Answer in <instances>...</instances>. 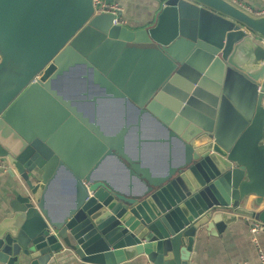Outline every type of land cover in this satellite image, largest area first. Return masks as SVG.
<instances>
[{
  "label": "water",
  "instance_id": "95a60500",
  "mask_svg": "<svg viewBox=\"0 0 264 264\" xmlns=\"http://www.w3.org/2000/svg\"><path fill=\"white\" fill-rule=\"evenodd\" d=\"M157 2L153 25L130 29L94 13L93 0H0V156L18 178L0 263L48 264L66 251L91 263L144 253L189 264L198 228L264 222V15L229 0ZM78 67L105 96L131 101L138 123L176 116L163 125L169 150L181 132L183 157L153 173L126 152L128 127L106 133L83 118L64 92ZM108 155L143 185L96 176ZM62 169L73 196L56 217L46 193Z\"/></svg>",
  "mask_w": 264,
  "mask_h": 264
},
{
  "label": "crops",
  "instance_id": "0c3cea01",
  "mask_svg": "<svg viewBox=\"0 0 264 264\" xmlns=\"http://www.w3.org/2000/svg\"><path fill=\"white\" fill-rule=\"evenodd\" d=\"M122 6L121 17L125 19L124 25L130 29L149 27L157 19L160 4L157 0H115ZM253 6L264 5V0H244ZM85 69L78 67L74 72L65 73L66 89L65 96L72 99V104L82 117L90 123H96L106 133H114L122 126L128 127L125 134V149L131 157H140L143 165L151 172H164L168 167L169 155L171 163L178 162L183 157V145L179 140V131L174 129L175 135L171 137V150L167 138L168 129L165 123L171 127L176 116L159 118L161 111L154 116L145 113L138 123L136 106L129 100L119 96H105V89L94 85L91 76L84 78ZM69 85V86H68ZM158 117V118H157ZM82 124H86L81 121ZM140 128L141 149L138 151L137 129ZM181 131V130H180ZM164 139V140H163ZM96 176L109 180L119 188H127L131 185L139 188L143 183L134 178L129 180L127 166L114 155H108L96 169ZM131 183V184H130ZM18 178L10 175L7 170L0 169V219L13 213L10 206L11 199L16 195ZM73 196V182L68 170L58 171L49 185L46 193V203L52 216H60L68 207ZM253 221L247 219L238 221L218 231L214 227L206 229L200 227L196 230L189 264H235L247 261L254 264L258 259L257 247L264 251V230L255 234L258 244L252 239L250 230ZM2 264V263H0ZM48 264H105L81 261L67 252L55 255ZM112 264H152L144 253H138L131 258L124 259Z\"/></svg>",
  "mask_w": 264,
  "mask_h": 264
},
{
  "label": "built area",
  "instance_id": "2783aa9c",
  "mask_svg": "<svg viewBox=\"0 0 264 264\" xmlns=\"http://www.w3.org/2000/svg\"><path fill=\"white\" fill-rule=\"evenodd\" d=\"M239 8L248 12L253 16H262L264 15V5L262 6H253L247 3L244 0H229ZM94 4V13H110L113 15L112 22L115 24H124L126 21L121 17L122 6L118 1H108V0H93ZM9 167L7 161L0 156V169L7 170ZM251 232L253 233L252 239L257 245V238L255 234L261 230H264V222L253 221L250 227ZM258 259L254 264H264V251L261 247H257ZM154 264V263H152ZM235 264H250L247 261H241Z\"/></svg>",
  "mask_w": 264,
  "mask_h": 264
}]
</instances>
